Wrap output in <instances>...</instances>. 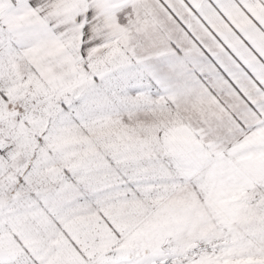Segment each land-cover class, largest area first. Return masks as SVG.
<instances>
[{"label":"snow or ice","instance_id":"snow-or-ice-1","mask_svg":"<svg viewBox=\"0 0 264 264\" xmlns=\"http://www.w3.org/2000/svg\"><path fill=\"white\" fill-rule=\"evenodd\" d=\"M0 264H264V0H0Z\"/></svg>","mask_w":264,"mask_h":264}]
</instances>
